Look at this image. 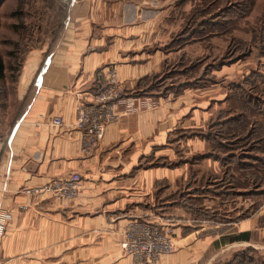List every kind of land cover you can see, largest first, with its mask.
Instances as JSON below:
<instances>
[{
  "label": "crops",
  "instance_id": "obj_1",
  "mask_svg": "<svg viewBox=\"0 0 264 264\" xmlns=\"http://www.w3.org/2000/svg\"><path fill=\"white\" fill-rule=\"evenodd\" d=\"M107 3L74 4L71 26L62 31L61 40L35 52L22 71L21 109L8 123H0V209L12 213L0 236V264H139L123 254L122 231L133 218L152 220L166 210L160 184L176 180L171 178L175 167L143 164L151 156L160 158L176 129L175 113L161 107L123 111L91 155L80 147L81 132L74 125L78 103L82 97L91 98L107 69L118 68L124 92L131 95L142 80L162 69L166 59L160 34H151L149 20L135 25L102 23L97 9ZM123 108L117 106L120 112ZM53 116H61L64 125H52L48 118ZM72 172L83 178L73 201L22 191ZM170 224L175 227V250L152 264H212L231 247L257 248L251 243L259 227L257 215L225 229L180 219Z\"/></svg>",
  "mask_w": 264,
  "mask_h": 264
},
{
  "label": "rangeland",
  "instance_id": "obj_2",
  "mask_svg": "<svg viewBox=\"0 0 264 264\" xmlns=\"http://www.w3.org/2000/svg\"><path fill=\"white\" fill-rule=\"evenodd\" d=\"M78 1L85 0H0V56L6 67L0 82V123H8L21 109L22 71L37 56L35 52L61 40ZM103 1L109 5L97 9L102 23L135 25L149 20L150 32H159L166 55L162 69L142 80L131 95L124 92L118 71L123 96L117 106L124 108L117 109L116 121L125 112L158 107L177 118L170 145L162 148L159 159L151 156L143 164L175 167L171 178L176 180L160 184L165 189L166 210L151 221L170 230L175 241V227L170 223L179 219L225 229L257 215L259 227L251 240L258 251L256 261H234L240 245L221 252L212 264L264 262V116L234 95L233 87L244 84L254 98H264L263 77L246 83L253 71L264 76V0ZM115 1L117 7H113ZM44 54L38 56L44 58ZM185 82L189 85L177 91L176 86ZM142 96L148 99L140 100ZM238 114L243 122L225 121L237 119Z\"/></svg>",
  "mask_w": 264,
  "mask_h": 264
},
{
  "label": "built area",
  "instance_id": "obj_3",
  "mask_svg": "<svg viewBox=\"0 0 264 264\" xmlns=\"http://www.w3.org/2000/svg\"><path fill=\"white\" fill-rule=\"evenodd\" d=\"M123 96L118 70L110 66L102 81L90 99L80 98L74 125L80 130V147L85 155H91L105 136L110 123L119 118L117 104ZM54 126L64 125L61 116L48 118ZM82 175L72 172L66 176L51 178L41 185L25 187L23 192L29 195L50 194L60 202L76 199L82 187ZM3 176L0 173V185ZM12 213L0 209V236H3ZM123 254L132 256L139 264H152L165 254L173 253L175 241L170 230L162 224L136 217L131 219L121 234Z\"/></svg>",
  "mask_w": 264,
  "mask_h": 264
},
{
  "label": "trees",
  "instance_id": "obj_4",
  "mask_svg": "<svg viewBox=\"0 0 264 264\" xmlns=\"http://www.w3.org/2000/svg\"><path fill=\"white\" fill-rule=\"evenodd\" d=\"M218 24H219V22L215 23V25H218ZM222 24H223V22H222ZM222 24H219V25H222ZM5 69H6V67H5L4 60L0 56V82H1V80H3L5 78ZM261 73L262 72L253 71L251 73V76H249V78H247L248 80L246 81V83L251 82V80L253 78H255V77H263L264 78V76H262ZM191 83H190V85H191ZM187 85H189L188 82L181 83L180 85L176 86L177 87L176 90L177 91H180V90L182 91L183 88L185 86H187ZM243 86H244V84L242 85V84H235L234 83L233 87L236 89L235 90L236 92H234L235 93L234 95L241 96L243 98L242 101H245V103H247L249 105L250 109L253 108V110L257 111L258 113H260V114H262L264 116V100H263L264 98H260V97H257V96L254 98L253 95L250 92L251 89H250V91L249 90L246 91L245 87H243ZM256 86H254L255 89H256ZM241 115L242 114H238L237 119L236 118H233V119L229 118L230 120L227 119L225 121H228V122H243L244 119H243V117ZM225 123H227V122H225ZM246 135H248V134H246ZM255 139H256L257 143H259L260 140H262V138H260V136L256 137ZM214 143H215V140L213 141V144ZM221 143L222 142H219L218 144L223 146L224 144L223 143L221 144ZM233 157H234V155H232L230 157V159H233ZM197 191H200V190H197ZM200 192H205V191L201 190ZM245 237L249 238V235L245 234ZM257 253H258V251L255 248H253V247H244V248L238 249L236 252H234V254H235L234 261L241 262L243 260H247V261L255 262L256 260H255V256L254 255H256ZM257 263L258 264H264V262H260L258 260H257Z\"/></svg>",
  "mask_w": 264,
  "mask_h": 264
}]
</instances>
